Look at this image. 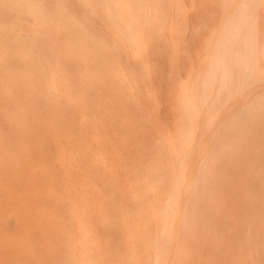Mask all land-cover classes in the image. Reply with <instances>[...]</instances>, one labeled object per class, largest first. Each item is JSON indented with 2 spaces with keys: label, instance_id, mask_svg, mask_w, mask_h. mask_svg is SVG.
I'll return each instance as SVG.
<instances>
[{
  "label": "bare ground",
  "instance_id": "6f19581e",
  "mask_svg": "<svg viewBox=\"0 0 264 264\" xmlns=\"http://www.w3.org/2000/svg\"><path fill=\"white\" fill-rule=\"evenodd\" d=\"M0 264H264V0H0Z\"/></svg>",
  "mask_w": 264,
  "mask_h": 264
},
{
  "label": "rangeland",
  "instance_id": "374dc122",
  "mask_svg": "<svg viewBox=\"0 0 264 264\" xmlns=\"http://www.w3.org/2000/svg\"><path fill=\"white\" fill-rule=\"evenodd\" d=\"M191 43H190V41L189 42H187V45L189 46ZM187 52H189V50H187V48L186 47H184V51L182 52V56H184L183 57V59L185 58V60H186V57H188L187 56ZM164 54L166 55V57L167 58H169L170 59V57H171V49L170 48H167L166 50H165V52H164ZM165 55H163V56H165ZM151 63H152V67L154 68V72L155 73H159L158 75H160L162 72H163V63L161 62V58H159V57H155V56H152V61H151ZM182 63H184L183 62V60H182V62H181V66H182ZM197 63H200L199 64V67L197 68V72L198 73H205V71H206V68H205V65L204 64H202L200 61H198ZM184 70V69H183ZM171 75H172V72H166V74H165V76H166V78L167 77H171ZM182 76H184L185 78H187V72L186 71H183L182 72ZM196 81V80H195ZM162 90L164 91V90H166V87L163 85V87H162ZM89 138L90 139H92L93 140V142H92V147H93V151L94 152H97L98 154L99 153H104V150H102V147L101 146H99V145H97V143L94 141V134H91L90 136H89ZM106 158L109 160V156H108V154H107V152H106ZM64 174H66L67 175V177H68V188H69V192L73 195V194H75L76 192H85L86 191V184L84 183V181H83V178H82V175L81 174H79L78 173V171L76 170V168H72V167H69L68 165H67V169L64 171ZM70 174V175H69ZM69 175V176H68ZM82 183V184H81ZM78 186V187H77ZM99 187V191H97L98 190V188L97 187H95V191L96 192H101L100 190H101V188H100V186H98ZM75 190V191H74ZM80 190V191H79ZM11 224V223H10ZM10 224H8V230L10 231L11 229H12V231H13V225L11 224V226H10ZM9 226H10V229H9ZM10 234V236L13 234V232H9Z\"/></svg>",
  "mask_w": 264,
  "mask_h": 264
}]
</instances>
